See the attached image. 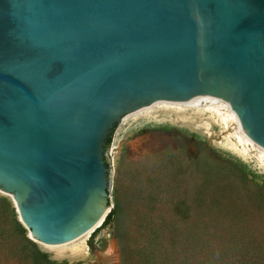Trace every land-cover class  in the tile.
<instances>
[{
	"label": "water",
	"instance_id": "1",
	"mask_svg": "<svg viewBox=\"0 0 264 264\" xmlns=\"http://www.w3.org/2000/svg\"><path fill=\"white\" fill-rule=\"evenodd\" d=\"M204 100L264 148V0H0V196L36 241L103 224L117 124Z\"/></svg>",
	"mask_w": 264,
	"mask_h": 264
},
{
	"label": "rangeland",
	"instance_id": "2",
	"mask_svg": "<svg viewBox=\"0 0 264 264\" xmlns=\"http://www.w3.org/2000/svg\"><path fill=\"white\" fill-rule=\"evenodd\" d=\"M221 103L158 107L116 128V213L89 241H36L0 196V264H264V160Z\"/></svg>",
	"mask_w": 264,
	"mask_h": 264
},
{
	"label": "bare ground",
	"instance_id": "3",
	"mask_svg": "<svg viewBox=\"0 0 264 264\" xmlns=\"http://www.w3.org/2000/svg\"><path fill=\"white\" fill-rule=\"evenodd\" d=\"M218 102H222L226 107H230L229 106V104L227 103V102H225V101H223V100H204V101H201V102H199V103H196V104H193V105H191V106H199V105H202V104H206V105H208L209 104V106L210 105H212V104H214V105H216V103L218 104ZM221 103V104H222ZM213 106V105H212ZM216 107H217V105H216ZM225 107V108H226ZM211 108V107H210ZM213 108V107H212ZM219 108V107H218ZM214 109V108H213ZM232 115H233V117L237 120V123H238V126H239V131H240V136H239V139H240V141L241 142H245L246 140L247 141H250V142H252L253 143V145L254 146H257L258 148H259V150H260V152H261V157H262V159L264 160V148L263 147H261L260 145H258L257 143H255L249 136H248V134L246 133V131H244L243 130V128H242V126H241V123H240V121H239V119H238V117H237V115L235 114V112L232 110ZM226 119V118H225ZM245 140V141H244ZM255 143V144H254ZM112 246V245H111ZM113 250H112V252L115 254V256H116V247L115 246H113V248H112Z\"/></svg>",
	"mask_w": 264,
	"mask_h": 264
},
{
	"label": "trees",
	"instance_id": "4",
	"mask_svg": "<svg viewBox=\"0 0 264 264\" xmlns=\"http://www.w3.org/2000/svg\"><path fill=\"white\" fill-rule=\"evenodd\" d=\"M117 126H118V124L115 126V128H114L112 134H111V135L109 136V138L107 139V142H106V145H105V150H106L105 153H107V151H108V150L110 149V147H111L112 140H113V134H114V132H115ZM105 161H106L107 165H109V162H108V159H107L106 154H105ZM115 213H116V211H115V209H114V210H112V211L108 214V216L106 217V219H105V221L103 222V224H102V225H101V226H100L95 232H93L92 237H95L96 234H97V233H98L103 227L107 226V225L112 221V219H113ZM34 257L36 258L37 262H39V263L41 262V259L38 257L37 253H34Z\"/></svg>",
	"mask_w": 264,
	"mask_h": 264
}]
</instances>
